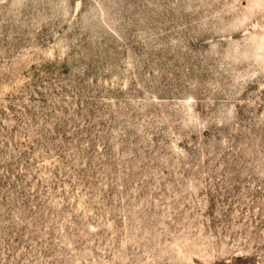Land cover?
Here are the masks:
<instances>
[{"label": "rangeland", "instance_id": "obj_1", "mask_svg": "<svg viewBox=\"0 0 264 264\" xmlns=\"http://www.w3.org/2000/svg\"><path fill=\"white\" fill-rule=\"evenodd\" d=\"M0 264H264V0H0Z\"/></svg>", "mask_w": 264, "mask_h": 264}]
</instances>
